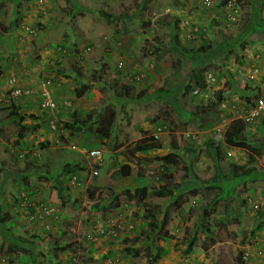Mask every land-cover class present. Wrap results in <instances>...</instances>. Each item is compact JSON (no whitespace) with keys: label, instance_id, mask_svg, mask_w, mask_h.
Returning a JSON list of instances; mask_svg holds the SVG:
<instances>
[{"label":"rangeland","instance_id":"1","mask_svg":"<svg viewBox=\"0 0 264 264\" xmlns=\"http://www.w3.org/2000/svg\"><path fill=\"white\" fill-rule=\"evenodd\" d=\"M224 1L0 0V69L7 63L11 69L0 75V216H13L0 222V264H56L59 259L75 264L74 257L81 264H149L148 257L162 247H169L168 253L153 264H262L258 250L264 248V230L253 228L264 220V116L245 123L244 136L255 146L253 152L226 146L223 134L233 117L245 118L263 91L248 74L258 64L264 81V39L257 40L264 0H235L240 12L234 21L228 19L232 8ZM255 4L259 7L254 10ZM161 15L175 17L168 24L155 19ZM193 25L205 32L188 38ZM236 38L246 49L237 43L225 51V43ZM201 43L212 44L215 55L197 54ZM193 72L206 83L199 93L193 92L199 87ZM33 76L37 80L29 82ZM13 77L15 83L10 82ZM46 77L52 80L58 106L42 111L37 89ZM13 86L33 87L35 94L15 96ZM219 88L223 98L215 105ZM27 99L26 111L40 116L37 131L29 130V120L5 116L13 100L27 106ZM74 109L90 125L77 135L63 128ZM159 123L165 130L157 138ZM209 140L221 144L225 158L215 160ZM99 146L106 150L95 166L97 159L88 151ZM70 162L80 163L75 174L82 184L72 189L78 206L62 207L59 198L50 197L51 191L57 195L58 183L45 176ZM232 162L244 169L234 173ZM116 167L132 188L162 186L165 171L179 177L188 168L191 175L167 203L156 197L133 204L122 189L88 188L95 176L104 177ZM243 170L250 175L241 174ZM220 186L223 192L217 197ZM114 194L119 207L107 217L91 209L95 202H110ZM255 203L260 207L255 209ZM208 204L212 210L204 215ZM45 206L54 209L53 216L44 212ZM145 208L155 212L152 228ZM108 219L121 222L118 235L107 231L90 239L88 232L106 226ZM205 227L214 229L212 237ZM154 231L152 247H144L143 241L131 244V236ZM192 237L197 242L187 253ZM60 244L69 245L62 250ZM109 251L113 253L106 255Z\"/></svg>","mask_w":264,"mask_h":264},{"label":"trees","instance_id":"2","mask_svg":"<svg viewBox=\"0 0 264 264\" xmlns=\"http://www.w3.org/2000/svg\"><path fill=\"white\" fill-rule=\"evenodd\" d=\"M145 3H149L151 0H143ZM226 3H224V5L227 4L228 0L224 1ZM257 7H259V4H255V9H257ZM260 10V9H259ZM259 10H257V12H260ZM259 16L262 18L261 14H259ZM164 16H157L155 17V19H160V22H167L168 24H170L173 20V16H170L169 18H163ZM259 17V19H261ZM175 25L178 29V31H181L180 27H179V19H177L175 22ZM258 22H256L257 24ZM253 28V26H252ZM258 31L260 32V36L257 38V40L259 39H264V23H258ZM205 31L203 30V28H201V32L198 34V37L201 36ZM178 33L174 34V37H177ZM243 40V39H242ZM237 43L241 44V49L244 50L246 49V45L242 44L243 41H240V38H236L234 40H232V42H227L224 45V50L225 51H229L232 49V44L236 45ZM184 49V48H182ZM215 47H212V44L209 43H201L196 49L195 52L197 54H203L204 56H208L210 54V56H214L215 54H213L215 51L214 50ZM212 52V53H211ZM228 55H226L227 57ZM7 60H9V58H7ZM225 61V59L223 60ZM175 63V62H174ZM6 66V65H5ZM7 67H9L8 63H7ZM7 67H2L0 69V75L3 74V70H5V68ZM192 78L195 80V82L200 86V87H204L206 85V83L204 82V80H202L198 74H196L195 72L192 73ZM49 78V77H46ZM80 87H82V89L84 88V83L80 84ZM188 86V90H189ZM31 88V87H29ZM33 90L35 91L36 89L33 88ZM31 92L29 94H25L26 96H32L35 93ZM223 93H224V89L223 88H219L214 92V97L215 100L212 102V104H218L219 101L223 98ZM37 97L39 99V106L41 108V110H47L43 105H41V95L40 92L37 91ZM30 99V98H28ZM26 100L28 101V105L26 106L27 108H24L22 110V103H16L14 100L12 101V103L6 107V109L8 110L6 113V117H10V116H16L18 117L21 121H27L29 120L31 125V128H29V130H33V131H37V129H39L41 127V124L37 121L40 119V116L37 112H27L26 109H29V102L30 100ZM27 103V102H26ZM116 114V111L114 108H110V115L114 116ZM83 113L78 110V109H74L71 113L70 116V121L69 122H64V129H67L68 131H70V134L73 135H77L79 133V131L82 128H85V131H88L90 129V125L88 127H86V122L87 121L84 117H83ZM30 119H27V118ZM83 118V119H82ZM92 125V124H91ZM245 121L240 119V118H233L227 128L224 131L223 134V142L225 143L226 146L228 147H239V148H244V149H248L251 150L253 152V148L255 146H253L244 136V128H245ZM87 133V132H86ZM19 136L20 137H24L25 136V132H19ZM114 141V135H110L109 137V143H112ZM208 145H210V149H211V154L213 157H215V160H217L218 158H225L226 154L223 152L222 146L221 144H219L218 142H214V141H207ZM255 149V148H254ZM146 157V156H145ZM147 158V157H146ZM156 158H160L158 156H156ZM148 159H154V158H148ZM31 161L26 162V164H30L31 165ZM176 167H180V164L176 163L175 164ZM80 167V163H66L62 168L60 172H55L54 174H47V176L50 180L54 181L56 180V182L58 183L55 184L58 188V192L56 195V192L51 191L50 192V197L51 199H54L55 196L56 198H59V205L62 207L65 206H69L71 205L72 207H77L78 203L76 202L75 199L72 196V189L74 186H80L82 184L81 179L78 178V176L75 174L77 172V169H79ZM240 168H243V166H240L239 164H236L234 162L231 163V169L232 171H234V173H237V171H239ZM85 169V167H83V170ZM69 173H71L66 182L64 181L65 176H67ZM241 174H249V172H247V170H243L241 172ZM76 175V181L79 182L80 184H77L76 182H72L73 180V176ZM94 175V174H93ZM190 169L186 168L185 173L183 175H179V177H174L170 174L169 171H165L161 174L160 176V180L162 182V186L156 188V189H150L147 188L145 189L142 186H135V187H130L128 185H126V178L124 177V174L122 173V169L120 167H116L113 168L109 174H107L104 177H100L97 178L96 176L93 178V182L88 184V188L90 189L91 187L93 189H95L96 187H101V186H107L109 188H111L112 190H118V189H122L123 190V196L125 197L126 200L130 201L131 203H135V204H140V203H145L147 200L153 199L158 197L159 199H161L164 203H167L176 193V191L178 189L181 188L182 186V180L185 178H190ZM250 175V174H249ZM17 180V179H16ZM97 185V186H96ZM213 186V185H210ZM63 190L66 191V194H63ZM223 192V187L220 186V193L217 194L218 196H221ZM117 198L118 196L116 194H114L112 196V199L110 202H95L91 205V209L92 210H100L103 212V215L107 217V212L109 211H114L116 208H118V202H117ZM217 199V198H216ZM46 207V206H45ZM210 210H212L211 205H205L204 209H203V213L204 215H208V213H210ZM146 211V208H145ZM57 213H59L57 211ZM146 219H148V226L149 227H153L154 226V219H155V212L153 210L150 211H146L144 212ZM11 218H13L12 214H9L8 212H6L5 216L1 217L0 216V222L4 223L7 222V220L11 221ZM56 219V218H55ZM50 226V225H49ZM205 232H206V236L207 237H212L213 233L215 232L214 229H210L209 227H205L204 228ZM254 232L259 231V230H264V220H260L259 224H257L256 226H254L253 228ZM154 232L148 233L146 234V236H142L141 234H136L131 236V244L135 245L136 243L143 241V245L144 247L147 248V246L152 247L153 245V239H154ZM169 235H166L165 238L168 239ZM90 241V240H89ZM196 239L194 237H192L189 241H188V246L186 249L187 253H191L193 251L194 245L196 244ZM207 243H204V247L206 248ZM69 245V244H68ZM67 244H60V249L62 250H66V248L68 247ZM13 248V245L10 244L7 249L9 251H11ZM204 248V249H205ZM21 250L25 251V249L23 247L20 248ZM135 250V249H134ZM133 250V252H134ZM169 251V247H162V248H156L152 255L150 257H148V263L149 264H153L157 259H159L161 256H164L165 254H167ZM94 252V250H92V253ZM131 252V253H133ZM113 252L109 251L106 255H110ZM77 259V257L73 258V262L75 263V260ZM61 261H58L56 264H62L63 260L59 259ZM60 262V263H59ZM64 264V263H63Z\"/></svg>","mask_w":264,"mask_h":264},{"label":"built area","instance_id":"3","mask_svg":"<svg viewBox=\"0 0 264 264\" xmlns=\"http://www.w3.org/2000/svg\"><path fill=\"white\" fill-rule=\"evenodd\" d=\"M228 4L232 9L228 15V19L229 20H236L238 19V15L240 12V6L238 5V2H236L235 0H228ZM212 2V0H204L205 4H210ZM201 28H203V30L205 31V28L200 26V25H193L190 30L188 35V38H192V37H196L200 32H201ZM124 65L123 60H120L118 62V68H122ZM260 74V68L257 64H254L253 68L250 71L249 77L251 79H255L259 76ZM211 80H215V78L212 76V74L209 75ZM136 78H139V76H137ZM16 78H12L10 80L11 83H15ZM52 85V80L51 79H45L41 86L37 89L38 92H40L41 95V105H43L45 108H56L58 106L57 101L53 95V90L51 88ZM13 95L17 96L19 94H29V93H33V88H26L23 89L20 86H13L11 88ZM194 93H199L200 92V88H194ZM35 93V91H34ZM264 114V92L256 98L255 102L251 105V107L249 108V111L247 112V115L245 116V118H243L245 121L247 122H254L256 121L259 117H261ZM164 125L163 124H159L154 132V136L155 137H160V135L163 133L164 131ZM105 150V147L100 146V147H95L92 148L91 150H89V155L93 158V159H97L94 162L96 163L95 166H97L100 163V160L103 157V152ZM94 173L97 174L98 170L97 168L94 169ZM76 175L73 176V180L72 182H76L77 184H80L79 182L76 181ZM54 211L53 208H48L45 207L44 212L46 214H52ZM108 222V223H107ZM105 223L106 226H103L102 224L98 226L97 229H93L92 231L88 232V237L90 239H97V234L98 235H103L105 232L109 231L111 235H118V229L117 227L121 228L122 224L121 222L117 221V220H113V219H108ZM108 227V228H107ZM132 227V225H131ZM246 253H248V251H246ZM258 253L260 255H262V264H264V248H259ZM75 264H81L78 262V260H75Z\"/></svg>","mask_w":264,"mask_h":264},{"label":"clouds","instance_id":"4","mask_svg":"<svg viewBox=\"0 0 264 264\" xmlns=\"http://www.w3.org/2000/svg\"><path fill=\"white\" fill-rule=\"evenodd\" d=\"M40 1H43V0H40ZM236 2H237V1H236ZM238 4H239V3H238ZM237 17H238V16H237ZM238 19H239V18H238ZM236 20H237V19H236ZM120 60H121V59H120ZM260 61H262V59H260ZM123 62H124V61H123ZM255 63H258V62H255ZM257 65H258V64H257ZM117 66H118V64H117ZM258 66H259V68H260V65H258ZM119 69H121V68H119ZM260 70H261V68H260ZM250 71H251V69H250ZM249 74H250V72H249ZM249 74H248V77H249ZM260 75H261V72H260V74H259V76H258L257 78H255V79H251V78L249 77V80L253 83L254 86H257V85H258V87H261V86H262V89H263L262 93H263V92H264V81L259 80ZM137 76H139V75H137ZM137 76H136V77H137ZM261 79H262V78H261ZM32 88H33V87H32ZM198 88L201 89L200 86H199ZM258 89H259V88H258ZM193 90H194V89H193ZM193 92H194V91H193ZM262 93H261V94H262ZM261 94H260V95H261ZM260 95L256 96V98L259 97ZM256 98L254 99V101L252 102V104L255 102ZM46 109H49V108H46ZM263 116H264V114H263L261 117H259L257 120H260ZM233 118H240V117H233ZM233 118H232V119H233ZM232 119H231V120H232ZM240 119H242V118H240ZM231 120H230V121H231ZM242 120H244V119H242ZM257 120H256V121H257ZM244 121H245V120H244ZM254 122H255V121H254ZM245 123H246V124H251V123H253V122H247V121H245ZM159 124H162V123H159ZM159 124H158V125H159ZM51 125L54 127L53 122H51ZM158 125H157V126H158ZM163 125H164V124H163ZM157 126H156V127H157ZM164 126H165V125H164ZM227 126H228V125H227ZM226 128H227V127H226ZM155 129H156V128H155ZM164 130H165V127H164ZM154 132H155V131H154ZM163 132H164V131H163ZM162 134H163V133H162ZM162 134H161V135H162ZM161 135H160V136H161ZM157 138H158V137H157ZM99 147H100V146H99ZM103 147H104V146H103ZM105 150H106V147H105ZM105 150H104V151H105ZM88 152H89V151H88ZM103 153H104V152H103ZM229 153H230V154L232 153V152H231V149L229 150ZM88 154H89V153H88ZM89 156H90V155H89ZM90 157H91V156H90ZM92 164H93V163H92ZM97 174H98V173H97ZM253 207H254L255 209H257V208H259L260 206H259V204L255 203V204H253ZM50 215H52V214H50ZM35 216H36V214L33 213L32 218H34ZM44 216L46 217L45 214H44ZM52 216H53V215H52ZM46 225H47V227H50L48 223H47Z\"/></svg>","mask_w":264,"mask_h":264},{"label":"crops","instance_id":"5","mask_svg":"<svg viewBox=\"0 0 264 264\" xmlns=\"http://www.w3.org/2000/svg\"><path fill=\"white\" fill-rule=\"evenodd\" d=\"M9 69H10V66L8 67ZM11 70V69H10ZM30 71V70H29ZM26 72V71H25ZM4 74H6V72H4ZM30 77H32V75H30ZM33 79H35V80H37V77H34L33 76V78H31L30 80H29V82H31V81H33ZM26 102H28V101H26ZM25 102V103H26ZM16 103H19V102H16ZM26 106L24 105V103H22V110L25 108ZM53 121H55V120H52L51 122H53ZM41 130H43V132H44V128H42Z\"/></svg>","mask_w":264,"mask_h":264}]
</instances>
